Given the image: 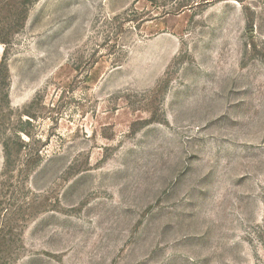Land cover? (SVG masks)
<instances>
[{
  "label": "rangeland",
  "instance_id": "374dc122",
  "mask_svg": "<svg viewBox=\"0 0 264 264\" xmlns=\"http://www.w3.org/2000/svg\"><path fill=\"white\" fill-rule=\"evenodd\" d=\"M1 63L0 264H264V0H0Z\"/></svg>",
  "mask_w": 264,
  "mask_h": 264
},
{
  "label": "trees",
  "instance_id": "16d2710c",
  "mask_svg": "<svg viewBox=\"0 0 264 264\" xmlns=\"http://www.w3.org/2000/svg\"><path fill=\"white\" fill-rule=\"evenodd\" d=\"M6 73H5V66L3 65V63L0 64V87L1 88H5L7 86V83H6ZM4 91V90H3ZM4 96L5 98H7V95H6V92L4 91ZM3 147H4V156H5V159L7 161V157H8V149H7V144L5 142H3Z\"/></svg>",
  "mask_w": 264,
  "mask_h": 264
}]
</instances>
